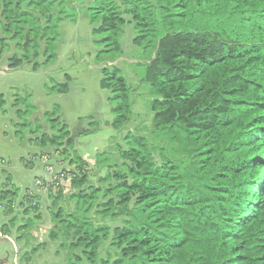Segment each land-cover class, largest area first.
I'll return each mask as SVG.
<instances>
[{"label":"trees","instance_id":"obj_1","mask_svg":"<svg viewBox=\"0 0 264 264\" xmlns=\"http://www.w3.org/2000/svg\"><path fill=\"white\" fill-rule=\"evenodd\" d=\"M118 1L133 24L132 44L146 55L142 82L152 96L153 130L124 136L123 169L108 189L85 187L88 169L73 154L71 190L64 195L60 187L52 202L50 241L61 239L71 252L66 264H264V0ZM23 3L42 6L45 24L23 12ZM52 5L0 0V32L32 39L26 49L17 44L22 57L6 71L29 61L32 51L36 58L39 41L46 62L54 57L61 17L49 15ZM121 14L114 0H93L87 8L105 53L121 51ZM102 76L110 125L121 129L131 115L126 82L115 68ZM47 92L66 94L68 85ZM57 110L44 113L56 133L43 134L40 145L65 140L72 148ZM104 161L97 157L94 165ZM62 198L72 209L56 207ZM95 215L120 217L121 226L101 224Z\"/></svg>","mask_w":264,"mask_h":264},{"label":"rangeland","instance_id":"obj_2","mask_svg":"<svg viewBox=\"0 0 264 264\" xmlns=\"http://www.w3.org/2000/svg\"><path fill=\"white\" fill-rule=\"evenodd\" d=\"M114 1L123 19L119 54L105 53L100 43L102 35L92 34L95 26L89 24L87 8L93 0H53L49 15L61 17V22L54 57L48 62L43 42L39 41L36 58L31 56L32 51L29 61L6 71L13 57H22L23 50L17 44L23 45L25 41L13 40L0 32V38H5L4 46H0V243H7L10 248L12 257L8 264H66L71 255L60 247L61 239L56 242L49 239L53 228L51 214L55 212L52 202L59 188L36 187L35 210L25 197L30 189L34 190L35 177L48 167L55 173H63V193L67 195L71 190L70 173L75 169L70 163L75 153L88 169L85 187H114L117 181L113 177L123 169L118 152L127 148L124 136L127 133L148 136L153 130L148 105L152 96L142 82L146 55L142 48L132 44L135 34L125 5ZM20 9L37 17L40 25L45 24L48 12L42 6L23 3ZM31 42L28 38L25 49ZM111 68L117 69L125 80L131 101L129 122L121 129L111 127L114 118L108 101L111 95L99 87L102 70ZM62 84L68 85L66 94L47 92V88ZM55 106L58 107L55 117L67 127L74 143L72 148L65 145V140L60 146L40 145L43 134L52 137L56 133L48 122L45 124L44 117ZM97 157L105 158L101 167L94 165ZM106 178L109 179L104 181ZM111 196L115 200V194ZM56 207L67 210L73 205L62 198ZM94 219L111 228L121 226L120 217L104 219L95 215ZM28 220L31 226L24 228Z\"/></svg>","mask_w":264,"mask_h":264},{"label":"built area","instance_id":"obj_3","mask_svg":"<svg viewBox=\"0 0 264 264\" xmlns=\"http://www.w3.org/2000/svg\"><path fill=\"white\" fill-rule=\"evenodd\" d=\"M62 175L63 173L61 172L55 173L51 168L48 167L44 170V173L41 176H39L37 179L35 177L33 181L34 190L32 192L30 190L27 192V194H25V197L27 196L28 201L30 200V205L36 207V187L43 189L46 188L57 189L63 187L62 185L65 179Z\"/></svg>","mask_w":264,"mask_h":264},{"label":"flooded vegetation","instance_id":"obj_4","mask_svg":"<svg viewBox=\"0 0 264 264\" xmlns=\"http://www.w3.org/2000/svg\"><path fill=\"white\" fill-rule=\"evenodd\" d=\"M12 257L10 254V248L7 243H0V264H8V261Z\"/></svg>","mask_w":264,"mask_h":264},{"label":"water","instance_id":"obj_5","mask_svg":"<svg viewBox=\"0 0 264 264\" xmlns=\"http://www.w3.org/2000/svg\"><path fill=\"white\" fill-rule=\"evenodd\" d=\"M27 41H28V36H25V42H24V44H23V48L25 49V46H26V44H27Z\"/></svg>","mask_w":264,"mask_h":264},{"label":"crops","instance_id":"obj_6","mask_svg":"<svg viewBox=\"0 0 264 264\" xmlns=\"http://www.w3.org/2000/svg\"><path fill=\"white\" fill-rule=\"evenodd\" d=\"M5 164H6V163H5ZM5 164H4V165H5ZM1 169L3 170V168H1ZM4 172H7V170L4 169ZM8 175H9V174H8ZM30 190H31V189H30ZM4 237H8V236L5 235Z\"/></svg>","mask_w":264,"mask_h":264}]
</instances>
